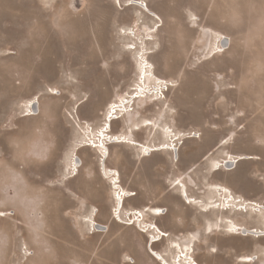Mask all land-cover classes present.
<instances>
[{
  "label": "rangeland",
  "instance_id": "1",
  "mask_svg": "<svg viewBox=\"0 0 264 264\" xmlns=\"http://www.w3.org/2000/svg\"><path fill=\"white\" fill-rule=\"evenodd\" d=\"M143 57L155 64L147 90L162 77L170 84L165 97L136 100L111 133L174 143L180 159L111 144L106 165L120 173L115 186L135 194L117 221V190L101 173V153L86 145L103 139L109 106L123 97L107 92L109 65H128L120 77H134L136 88ZM186 74L199 79L188 82ZM189 88L195 93L186 94ZM117 147L134 152L132 159L170 155L179 165L170 178L176 197L163 194L168 186L159 180L155 206L135 207L149 197H136L138 178L117 159ZM75 155L83 161L77 176ZM203 159L189 174L190 191L182 171ZM227 159L239 162L230 169ZM184 188L198 200L188 203ZM81 190L106 194L104 205L72 207ZM229 195L264 206V0H0V213H7L0 216V264H160L148 255L145 227L153 223L148 216L163 231L172 226L163 203L178 216L201 215L206 244L197 234L183 243L171 235L155 250L171 244L177 254L196 244L206 250L193 254L201 264H264V237L233 234L227 222L250 229L264 214ZM93 211L107 231L93 232ZM132 211L139 213L130 220Z\"/></svg>",
  "mask_w": 264,
  "mask_h": 264
},
{
  "label": "bare ground",
  "instance_id": "2",
  "mask_svg": "<svg viewBox=\"0 0 264 264\" xmlns=\"http://www.w3.org/2000/svg\"><path fill=\"white\" fill-rule=\"evenodd\" d=\"M137 3L146 5V3H143L141 1H137ZM158 17V16H157ZM227 38H225L226 40ZM138 53V52H137ZM141 69H140V74L138 78V83L137 87L133 89V92L128 95H124L122 98H120L119 102L116 103H111L108 109L107 117L104 123V126L102 127V132H103V139L100 140L99 143L94 142L93 144H88L86 145L87 147L94 149L96 151H99L101 153V158H100V170L101 173L104 177L110 178L112 181L113 189H116L117 192H115V205H114V211L117 221H122L120 217V213L125 210V203L126 200L130 197H133L135 194L131 193L130 191H127L123 189L122 187H116L119 183V177L120 173L117 169L114 168H109L106 165V161L110 158V149L109 146L114 143H128L133 146L142 148L145 150L146 154L148 156H151L152 152H159V151H170L173 152V159L174 161H179L180 159V149L177 145H174V143H160V144H154V145H148L144 144L142 142L136 141L134 139L129 138L128 136H119L116 134H112L111 131L108 130L109 125L113 124L115 120L121 119L124 116L128 115L130 112L135 111L134 110V105L136 103V100L145 98L149 99L151 96L155 95V100H160L163 96L165 97V91L168 89V81L162 77L158 78L160 81V87L155 90H147V81L150 77L156 78V73H155V64L149 62L148 58L143 57L141 61ZM149 86V85H148ZM152 87V86H151ZM152 99V98H151ZM150 99V100H151ZM154 100V99H153ZM38 101V100H37ZM144 102V100H143ZM38 103V102H37ZM35 102V105L37 104ZM41 105V104H40ZM32 114V113H31ZM149 124H152L149 122ZM112 130V127H111ZM177 136V135H176ZM180 138V137H179ZM183 138V137H182ZM244 158H240L242 160ZM228 163L226 168L230 165L233 169L234 167L237 166L239 160L236 159H227ZM72 166H73V176H77L83 166V161L79 160V157L77 155L74 156L73 161H72ZM224 166V165H223ZM221 169V168H219ZM183 195L188 201V203L196 202L198 198H195L194 196H191L189 192L187 191L186 188L183 189ZM227 201H236V202H244V204H249L252 207L256 208V211L261 212L264 214V206L263 205H257V204H252L248 203L245 199H243L239 195H229L226 197ZM228 210V209H226ZM139 213L138 211H132L127 213L128 218H131V214H137ZM164 212L160 213V209L157 210L156 214L157 215H162ZM7 213H0V216H5ZM11 214V213H10ZM97 216L98 214L96 211H93L92 217L90 218V223L92 225V230L93 232H103L107 231V228L101 226L98 224L97 221ZM264 216V215H263ZM131 220V219H130ZM142 221V220H140ZM228 224L229 226L232 227L231 233L233 234H241L247 237H253L255 239H259L264 237V221H252L256 225L253 226L250 229H247L246 227H239L238 224L234 223V221H230L228 219ZM263 224V226H262ZM145 232L148 233V245L147 248L150 252V254L155 257L158 261H160L161 264H201L199 261L194 257V247L190 246L189 248L187 247L186 251L181 250L177 254L174 253V248L171 246V244L168 245L170 248L169 250L164 249L163 251L161 250H155L154 245L162 240H165L166 238L169 239L172 236L170 234H167V231L161 230V228L156 224V223H150L147 224ZM156 230V233L153 231ZM166 237V238H165ZM171 253V255L167 258V253ZM131 259V258H130ZM254 259H250L248 261H254ZM258 260V259H257ZM135 262L132 260V263Z\"/></svg>",
  "mask_w": 264,
  "mask_h": 264
},
{
  "label": "flooded vegetation",
  "instance_id": "3",
  "mask_svg": "<svg viewBox=\"0 0 264 264\" xmlns=\"http://www.w3.org/2000/svg\"><path fill=\"white\" fill-rule=\"evenodd\" d=\"M113 61V59H111ZM109 73L113 74L109 77L108 83H107V92L110 93L115 99L118 98V96H124L131 94L134 89L135 85V79L134 77L125 79L121 78V74H125L129 71L128 65H109ZM135 110V107H134ZM182 144V143H181ZM142 155H137L135 158H129L125 160V164L128 168V172H130V169H132L131 173H136V179L134 184L138 185L141 189L140 191H134L136 193V197L144 198L149 197L147 201H144V203L138 202L137 205H134L135 207H142L146 210L150 205L155 206V201L152 199V196L154 195L152 193L153 189L156 190V184L160 180L164 181L165 184H167L166 190L163 192L165 195H169L174 198L177 194V189L174 188V180L171 182L170 178L174 177L176 171L175 169H179V165L175 164L172 157L170 155H166L165 160H154V157L152 159H140L142 158ZM131 159V160H130ZM139 159V160H138ZM154 160V161H153ZM151 162V165H148V162ZM204 161L201 160L199 163L191 164L189 168L185 167V170L182 171V178L185 176H188L189 179L192 180V184H189V190L192 191L190 186L195 185V181L193 179V176L189 175L191 172H193L195 169H197L201 163ZM187 168V169H186ZM189 183V182H188ZM195 188H198L196 186ZM201 191H199L200 193ZM193 194V193H192ZM75 196L80 198V201L77 204H74L72 207L79 209L80 207L82 209H90L94 206V204L101 206L104 205V202H102V198L106 196V194L95 191V192H87L86 190H81L80 193L74 194ZM135 197V198H136ZM180 197V196H179ZM181 199V197H180ZM84 200V201H83ZM182 201V200H181ZM183 202V201H182ZM157 207V206H156ZM161 207H164L165 214L168 212V215L166 216L169 223L172 224V226L169 229H165L167 231V234L173 235V238L177 241H180V243L183 242H189V237L193 234H197L198 241L201 240V238L205 241L206 244V235L204 234V228L205 224L202 223L203 219L202 216L198 214L197 218L194 216V214L188 212L187 215L183 213L182 216L176 215V213L173 211V207L169 206L167 203H163ZM196 214V213H195ZM197 215V214H196ZM149 221L153 223H159L157 218H154L152 216H148L147 218ZM186 227V228H185ZM166 238V237H165ZM166 242V241H165ZM165 242H161L160 247H163L165 245ZM168 243V242H166ZM195 250L194 253L197 255L199 252L204 253L206 250L203 248H197L196 244H194ZM255 251V250H253Z\"/></svg>",
  "mask_w": 264,
  "mask_h": 264
},
{
  "label": "water",
  "instance_id": "4",
  "mask_svg": "<svg viewBox=\"0 0 264 264\" xmlns=\"http://www.w3.org/2000/svg\"><path fill=\"white\" fill-rule=\"evenodd\" d=\"M161 58L160 59H162V60H167V62L168 61H170L169 60V57L167 58L166 56L164 57L163 55L162 56H160ZM186 80L188 81V82H191L192 83V81H194V80H198L199 78H197L195 75L193 76V75H191V74H186ZM184 91V90H183ZM186 91V90H185ZM184 91V92H185ZM188 91V92H187ZM185 93L186 94H188V95H190L191 93H195V91H196V88H193V90L192 89H188ZM111 127L113 128V124L111 125H109V127H108V130L109 131H111ZM111 152V151H110ZM114 154L116 155V157H117V159L119 160V161H125L126 159H128V158H132V157H134L135 156V153L133 152H127V151H125L122 147H117L116 149H115V151H114ZM242 158H244L243 160H246V159H250V158H252V157H246V156H242ZM235 179L237 178H239L238 177V175L236 176V177H234ZM89 186V185H88ZM253 250H256V246H253Z\"/></svg>",
  "mask_w": 264,
  "mask_h": 264
},
{
  "label": "crops",
  "instance_id": "5",
  "mask_svg": "<svg viewBox=\"0 0 264 264\" xmlns=\"http://www.w3.org/2000/svg\"><path fill=\"white\" fill-rule=\"evenodd\" d=\"M144 144H145V143H144ZM161 251H163V250H161ZM149 253H150V252H148V255H149ZM150 255H151V254H150ZM150 255H149V256H150ZM151 256H152V255H151ZM152 257H153V256H152ZM153 258H154L156 261H158L155 257H153ZM158 262H160V261H158ZM160 264H161V263H160Z\"/></svg>",
  "mask_w": 264,
  "mask_h": 264
}]
</instances>
